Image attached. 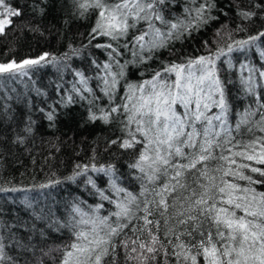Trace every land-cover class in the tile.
I'll use <instances>...</instances> for the list:
<instances>
[{
	"label": "snow or ice",
	"instance_id": "snow-or-ice-1",
	"mask_svg": "<svg viewBox=\"0 0 264 264\" xmlns=\"http://www.w3.org/2000/svg\"><path fill=\"white\" fill-rule=\"evenodd\" d=\"M191 2L195 4V0ZM166 3L167 0H73L74 15L96 16L85 46L98 37L107 38L95 47L104 49L108 60L103 65L94 60L93 64L103 73L96 79L108 103L97 105L100 97L82 72L75 73L79 79L58 103L66 107L79 96L88 102V121L120 125L121 136L109 144L122 150L138 149L128 167L139 173L136 179L140 181V192L120 186L113 165L77 164V170L67 179L87 176L85 183L96 190L100 202L87 209L82 206L84 202L73 203L71 218L62 225L71 232V242L57 249L61 253L59 264H119L121 254L125 264H201V257L202 264H264V191L256 187L264 186V135L245 140L242 133V126L249 124L248 117L256 115V126L264 133V100L257 97V111L245 109L232 129L217 64H230L221 58L243 51L246 46H256L257 41L264 42V30L239 40L229 30L226 35L230 42L218 40L215 48L205 41V53L162 63L149 79L126 83L125 94L117 103L118 85L124 76V65L117 60L121 47L139 56L140 63H146L154 59L157 50L167 48L185 32L190 35L215 19L210 14L215 7L211 0L186 8L184 18L174 20L163 14ZM237 14L249 22L256 16V12L244 9ZM22 15L20 7L0 0V35H6L13 18ZM141 24L146 28L140 29ZM234 31L245 29L237 25ZM216 35H221L220 30ZM69 48L71 55H79L80 49L71 45ZM50 55L0 63V75L27 76L35 67L59 65L71 59L68 52L60 58L49 59ZM260 55L264 57V49ZM114 61L119 72L113 70ZM241 68L248 66L242 64ZM248 71L245 91L252 94L257 70ZM258 74L264 78V70ZM62 90L63 85H57V91ZM55 116L54 104L46 118L53 122ZM247 131L252 133L253 129L248 127ZM17 142L23 143V138L18 137ZM89 171L108 176L109 189L99 188ZM19 190L0 188V192ZM104 202L112 205L107 214H102ZM5 247L0 242V264L12 261Z\"/></svg>",
	"mask_w": 264,
	"mask_h": 264
},
{
	"label": "trees",
	"instance_id": "trees-1",
	"mask_svg": "<svg viewBox=\"0 0 264 264\" xmlns=\"http://www.w3.org/2000/svg\"><path fill=\"white\" fill-rule=\"evenodd\" d=\"M203 2L195 0L193 4L191 0H167L163 14L168 20L184 18L186 8L198 7ZM211 2L215 7L210 14L215 19L190 35L185 32L180 39L171 41L167 48L157 50L153 60L140 63L139 56L134 57L131 50L120 48L121 55L117 60L119 65H124V76L118 85L117 103L125 94L126 83L149 79L162 63L179 62L184 57L205 53V41L215 48L218 40L224 44L230 42L226 35L229 30L237 40L264 30V0ZM8 3L20 7L23 15L13 18V26L6 30L7 34L0 35V63L37 58L44 53L51 54L49 59L51 56L60 58L66 52L71 55L69 45L80 49L79 55H71V59L59 65L50 63L35 67L27 76L0 75V188L20 189L0 192V242L6 245L4 251L15 264H59L61 253L57 249L71 242V232L62 225L69 222L73 203L84 202L82 206L87 209V206L100 202L96 190L85 183L87 176L74 180L67 177L73 176L77 164L113 165L120 186L139 193L140 181L136 179L139 173L128 167L138 155V149L122 150L110 145V140L121 136L120 125L88 121L86 100L76 96L75 102L66 107L58 103L65 91L79 79L76 72L90 78L89 86L100 97L97 105L108 103L96 79L103 73L93 64L94 60L100 65L108 60L107 52L95 47L96 43H105L107 38L98 37L91 45L85 46L96 16L89 14L81 18L74 15L73 0H8ZM257 4L261 8H257ZM240 9L254 11L256 16L250 22L242 21L237 14ZM237 25L245 31H234ZM138 27L144 29L146 25ZM217 30L221 32L220 36L216 35ZM262 49L264 42L257 41L256 46L234 51L226 60L221 58L230 64L217 62L229 103L228 124L232 129H235L241 119L239 114L245 109L257 111V97L264 100V78L258 74L264 70V57L260 55ZM242 64L248 68L242 69ZM248 69L257 70L253 74L252 94L245 91L244 81L250 75ZM113 70H121L115 61ZM57 85H63L61 92L57 91ZM54 104L55 120L49 122L46 113ZM258 119V115L248 117L249 124L242 126L243 139L264 135L256 126ZM27 127L31 128L30 132L25 131ZM248 127L253 129L252 133L247 131ZM18 137L23 138V143L17 142ZM237 138L241 136L237 135ZM88 175L99 188L109 189L108 176L91 171ZM57 180L60 183H51ZM40 184L49 186L41 188ZM256 187L264 191V186ZM104 205L102 214H107L112 205L107 202ZM198 259L202 264V257ZM12 261L5 260L3 264H12ZM119 264H125L123 254Z\"/></svg>",
	"mask_w": 264,
	"mask_h": 264
},
{
	"label": "rangeland",
	"instance_id": "rangeland-1",
	"mask_svg": "<svg viewBox=\"0 0 264 264\" xmlns=\"http://www.w3.org/2000/svg\"><path fill=\"white\" fill-rule=\"evenodd\" d=\"M229 56V55H228ZM228 56L224 57L223 59L226 60L228 58Z\"/></svg>",
	"mask_w": 264,
	"mask_h": 264
}]
</instances>
